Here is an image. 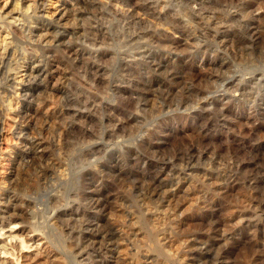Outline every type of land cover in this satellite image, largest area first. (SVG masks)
<instances>
[{
  "label": "rangeland",
  "instance_id": "374dc122",
  "mask_svg": "<svg viewBox=\"0 0 264 264\" xmlns=\"http://www.w3.org/2000/svg\"><path fill=\"white\" fill-rule=\"evenodd\" d=\"M7 6L0 0V12ZM11 9L0 16V230L19 208L44 219L36 232L14 222L33 253L50 236L67 264H113L102 224L127 254L121 224L153 196L192 230L181 263L264 264V0H19ZM49 143L62 174L20 194L16 171L53 165ZM81 173L98 175L83 189L84 217L75 186L52 209ZM97 198L118 221L97 211ZM7 235L0 248L10 249Z\"/></svg>",
  "mask_w": 264,
  "mask_h": 264
},
{
  "label": "bare ground",
  "instance_id": "6f19581e",
  "mask_svg": "<svg viewBox=\"0 0 264 264\" xmlns=\"http://www.w3.org/2000/svg\"><path fill=\"white\" fill-rule=\"evenodd\" d=\"M18 1L19 0H10V6H7L2 12H0V16H3L4 14L11 11L12 10L11 8H13L18 3ZM219 76L221 75L219 74ZM241 83L242 82L240 79L234 80L227 84L226 90L228 91L237 90L239 89L240 86H242ZM53 102L54 101L46 102L47 106L53 105ZM67 131L68 130H66V132ZM48 134L57 135L58 133L56 129L55 130L51 129V131H48ZM60 137L63 140V143L60 144L58 150H62V153H64V158H65L66 156L65 154L67 152L69 142L67 141L68 138L65 133L61 134ZM47 147L49 148L48 151L49 157H51L54 160L53 165L48 166L46 170L42 171L41 173H37L28 165H26L25 167H19L18 170L16 171V178L18 181H16V183L14 184V188L20 194L29 195L41 191L43 187L42 179L43 177H45L46 173H50L55 178H59L60 176L59 173L61 172H59L58 168L59 166L64 165L63 157L62 158L60 157V153L58 152V150L54 149V147H52L50 143L48 144ZM68 166L69 165H66V167ZM63 171L64 170H62V172ZM87 176L88 174L86 173H81L78 178H74V176L72 175L71 182L67 187L65 184L60 186L59 188L60 191H58L60 195L56 194L53 198L50 199L51 208L53 209L56 208L57 205H60V203L64 201L63 196L68 194L75 186L78 187L79 195L81 196L80 202L78 203V205H80L78 211L82 212L81 214H79V216L80 217L82 216L83 218L84 217L83 212H86L87 207L83 205L81 202H83V200H86L89 197L87 194L84 193L83 189L86 187L88 188L91 184H93L95 180L98 179L97 174H92L89 179L87 178ZM95 193L97 194L96 196H98V198L104 196L102 193H97V192ZM165 196L166 198L172 197L171 194ZM166 200L168 202V199ZM28 205L29 204L25 203L26 207ZM95 208L97 209L98 212H100L103 209L102 212H107L114 220L118 221L119 215L114 209L113 203L110 204L106 201L99 200L95 205ZM132 208L134 209V212L137 214L134 219V223L121 224L124 230V235H125L124 239L127 241H131L132 243L131 246L133 249L132 251L127 252V254H126V249L123 250L120 248L119 251L118 249L119 246H117L116 238L112 234L111 229L107 225L102 224L101 226L103 228L102 232H106L108 234V235L106 234L108 240L111 241V246L113 248L111 254H112V258H114L113 264H143L142 259L148 253L151 254L149 258L151 259L152 264H183L181 263L185 255L183 250V245L187 241L188 237L191 235L192 230L190 228H185V227L183 228L182 226L183 218L181 219L179 218V216L170 215V211L174 210V205L170 206V204L168 203L165 205H161L160 201H155L154 197L151 196L149 197V199H147L146 202L143 203V207L137 204L136 205L133 204ZM10 215H11L12 225L8 228L6 232L0 230V237L4 236L7 233L8 235L5 237V239L9 241L11 247L10 249H7L5 247L0 248V264H67L66 261L57 259V257L59 255H62L64 251L63 244L58 242V240L53 241L51 240L50 236L46 237V239H49V241H46L47 244L44 243L43 245L40 244L35 245L33 250L35 251L39 250V251H37V253H33L32 251L33 244H29V242L24 240L23 237H18L15 234L20 229V227H18V225L14 223L17 220L28 221V223L31 225L32 232H36L37 229L46 228L43 226L44 219L42 218L43 217L42 215L40 217V220L42 219L43 221L41 222L39 221V217L36 218L33 215L28 216L27 218V215L24 212H22V210H20L19 208L13 209V211L10 212ZM61 224H63V227L65 228L66 222L64 220H61ZM35 235L38 236L39 233H36ZM31 240L32 239H30L29 241ZM49 243L56 244L58 246V249L56 248L57 250L53 251L52 248H50ZM102 246H103V241H99L98 247L101 248ZM17 248L22 253V256L21 255L19 257L17 256L18 255V251H16ZM77 249L79 250L80 247ZM117 252L128 255L127 259L126 260L122 259L121 261L118 260L115 262L114 255ZM248 252L252 253L253 251H248ZM7 259H11L12 263L6 261Z\"/></svg>",
  "mask_w": 264,
  "mask_h": 264
}]
</instances>
